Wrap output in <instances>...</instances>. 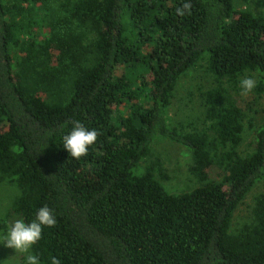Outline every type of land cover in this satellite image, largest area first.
<instances>
[{"label":"trees","instance_id":"trees-1","mask_svg":"<svg viewBox=\"0 0 264 264\" xmlns=\"http://www.w3.org/2000/svg\"><path fill=\"white\" fill-rule=\"evenodd\" d=\"M254 4L0 0V187L18 191L17 219L54 213L42 264H264V193L236 216L264 180V129L241 151L253 118L239 82L264 74ZM198 70L203 125L176 126L179 81ZM75 121L99 133L80 159L62 147ZM160 139L189 151L187 191L163 185Z\"/></svg>","mask_w":264,"mask_h":264},{"label":"rangeland","instance_id":"rangeland-1","mask_svg":"<svg viewBox=\"0 0 264 264\" xmlns=\"http://www.w3.org/2000/svg\"><path fill=\"white\" fill-rule=\"evenodd\" d=\"M255 12H263V4L252 5ZM256 81L255 89L247 96H242L251 108L249 114L253 118L252 125L245 127L244 141L241 151L249 152L253 150L252 144L255 142L257 130L264 129V74H252ZM261 84L263 87L262 94H257V87ZM208 86L202 71H191L179 81L175 98L170 108V116L174 121V125L181 124L186 128H194L203 125L204 107L200 101L201 90ZM245 107V105H244ZM253 111V112H252ZM154 148L160 155V159L165 165L166 176L164 175L163 185L168 191L173 193H181L194 186L192 177L189 174V166L191 156L189 151L168 140L160 139L155 142ZM264 193V180L258 182L252 191L248 194L244 204L238 209L236 216L241 220V216L248 214L250 206L253 204L254 197ZM18 191L10 185L0 187V223H6L7 226L17 219L12 207L14 198L17 197ZM2 226L0 227V230ZM5 230H1L3 233ZM15 255L14 250L0 246V260L11 259ZM15 264L23 263V256L17 254L13 257ZM7 264V261L5 262Z\"/></svg>","mask_w":264,"mask_h":264},{"label":"clouds","instance_id":"clouds-1","mask_svg":"<svg viewBox=\"0 0 264 264\" xmlns=\"http://www.w3.org/2000/svg\"><path fill=\"white\" fill-rule=\"evenodd\" d=\"M189 7L184 5L183 9H177L179 15H184V9ZM240 94L247 96L256 87V81L252 77H245L240 80ZM98 131L85 127L79 121L73 122L71 130L63 137L62 147L75 159H80L87 155L89 148L94 145L98 138ZM56 219L52 210L41 207L35 212V217L30 222L24 218H18L11 222L3 233H0V246L12 249L17 254L23 256V264H42L41 258L33 251L34 246L42 238L43 230L55 226ZM12 257V258H13ZM0 260V264H15L14 259ZM50 264H60L55 257H50Z\"/></svg>","mask_w":264,"mask_h":264}]
</instances>
